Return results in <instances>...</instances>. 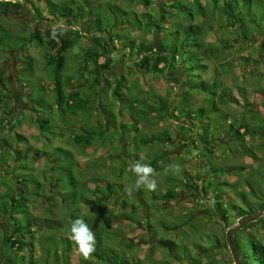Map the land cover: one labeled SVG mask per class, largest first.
Wrapping results in <instances>:
<instances>
[{
  "label": "rangeland",
  "instance_id": "obj_1",
  "mask_svg": "<svg viewBox=\"0 0 264 264\" xmlns=\"http://www.w3.org/2000/svg\"><path fill=\"white\" fill-rule=\"evenodd\" d=\"M47 1L34 0V6L37 8L35 9L26 0H0V24L10 31L0 29V88H2L0 92L6 91L8 94L6 104L1 105L0 108L5 110L4 117L19 119V125H15L14 131L8 130L5 124L0 127V152L6 158L5 162L9 168L21 174L36 173L43 183L45 181L43 175H48L42 173V170L47 169L46 159L31 162L30 168L26 169L27 161L23 157L19 158L18 150L24 155L28 151H33L34 155L43 154L44 151L48 157L54 156L57 165L68 171L70 170L68 168H73L76 163L75 170L68 177L65 176L58 180L59 192L64 199L71 197V200H75L74 202H86L83 201V196L87 197L90 203L79 204L75 214L83 220L87 218L84 221L96 231L95 236L104 240L105 244L112 241L111 245L116 249L118 256L123 255L131 264H195L196 262H207L208 257L215 260V264H234L224 234L226 228L234 225L238 217L228 206L235 205L238 208H244L249 203L257 208L264 202V130L261 131L262 134L252 133L253 139L248 140V136L245 137L255 154L252 158L244 156V151L236 147L237 142L233 137L226 135L231 130L226 120L227 115L222 111L213 112L210 108L206 110L210 114L205 118L208 128L206 132L207 135L209 134L207 138L210 140L206 146L198 141L202 137L198 138L195 143H190V140L183 138L182 132H187L185 137L195 138L196 132L200 131L196 113L192 114L195 123L182 118L183 104L177 106L180 110L178 119L170 116L169 120H158L157 113H150L151 110L148 108L154 106L155 109L159 102L148 100L154 95L155 100L177 103L180 83L179 81L173 82V75L178 76L179 71H172L175 74H164L167 76L165 77L148 72L149 66L144 58L141 57L139 60L134 57L129 58L126 53L130 52L125 49L122 51L123 40L113 35V32L119 31L120 28L117 26L118 23L112 24L114 18L110 4L115 3L129 12V23L121 27L123 30L127 28L128 36L134 38L136 42L143 39L156 40L162 34L161 36L165 38L162 39L163 42L171 44L173 38L166 34L169 30L180 29L184 26V22L180 19L181 13L185 11L184 5L191 8L194 21L199 23L203 18L208 19L213 27L207 31L204 39L222 46L224 44L222 39L225 36L224 52L222 51L220 59L216 58L215 61L208 55L201 57L198 62L197 55L196 59L186 63L196 67L194 74L201 70L200 63L207 64L200 76L208 82L215 76V72H221L219 80L226 87L231 88L228 89L229 92H224L225 95L230 96L231 91L241 103L239 105L236 99L223 96V101L227 102L224 110L230 116V120L237 119L238 122L244 121L249 124L250 131H253L255 122L251 120L248 111L244 112L243 103L247 102L255 109L263 110L261 102L264 100V52L261 49L263 36L260 31L253 34V46L246 40L233 43L235 27L232 23L227 25L223 0H176L183 5L178 10L176 9L179 18L170 13L164 15V9L168 11L172 9L168 5L170 0H148L147 5L142 0H85V3L83 0H49L51 3ZM74 1L77 2L74 3ZM230 2L232 5L236 3L235 0H230ZM243 3L245 1L239 0L238 10L242 11L240 5ZM203 4L205 8L199 7ZM256 4L254 0H250L251 6ZM65 5H71L73 10L81 9L79 6L82 5L84 15L77 20L61 16L58 8ZM262 9L261 5L253 17L258 25H262L264 20ZM161 11H163V17H166L162 23L157 20L162 19ZM147 17L168 27L156 34L153 28H144L143 23L147 21ZM53 24L65 25L68 31L62 37L70 35L73 40L71 47L64 54L65 67L61 72L62 79L64 76H71L74 86L78 88L84 86V91L88 90L86 93L89 92L88 95L94 97L90 99L86 108L76 115H60L54 108L52 114H49V104L54 106L51 92L53 82L49 74L50 67L45 58L53 50L45 45V30L51 29ZM202 25H207V23L202 22L199 25V31L204 29ZM33 30L38 31L43 42L27 41L28 33ZM119 32L124 35L122 31ZM109 37L113 38L116 49L112 48ZM218 45L212 44L208 47L204 43L203 49L218 50ZM91 47L101 50L105 47L113 49V64L110 69L102 70L99 84L93 89H88L87 85L85 87L78 82L81 80L83 82L80 78L81 73L85 76L87 83L93 79V75L90 74L91 64L84 66L86 51ZM195 53V46L180 48L177 53L178 64H181L182 57L186 58ZM29 55L32 58L30 64L27 57ZM103 61L104 57H100L99 63ZM26 68L28 70H25ZM120 76L125 78L122 86V92L128 98L125 108L124 106L121 108L120 103L113 99L110 90L111 83ZM211 84L212 82L206 86L209 87ZM5 86L8 90H5ZM204 98L205 96L201 93H193L192 111L198 108L197 105L204 104ZM143 100L149 102L148 105L145 102L143 104ZM210 101L212 102V99ZM211 102L210 106L213 105ZM106 111H108L107 115H105ZM139 111H144L143 118L138 116ZM32 114L33 120L30 117ZM175 114L177 115L178 111ZM39 117L46 118L43 131H39ZM71 122H74L78 128L81 125L85 126V129L82 132L72 129V124L68 128L65 127ZM182 122H192L191 126L195 124V129L192 127V133L179 126ZM87 131L92 133V144L86 147H76L71 135ZM13 132L22 135L23 138L11 139V145L4 148L1 141L10 139L9 136ZM161 133H163V143L157 141L144 145L143 139L158 137ZM167 135L170 136L169 139ZM212 146L213 149L209 151V155L202 156L203 152H207L205 147ZM59 149L70 150L76 162L68 157L65 158L66 154L60 153ZM33 152L30 153L29 160L34 157ZM57 156L62 159L60 160ZM153 158L159 165L158 169H155L157 173H160L156 178L157 190L154 192L143 188L136 190L134 187L136 176L131 172L132 164L137 160L142 163L149 162ZM3 162L0 159V181L5 179L11 184L10 186H13L10 177L16 173L13 171L10 175H5L1 166L5 164ZM171 162H177L183 166L184 170L181 174H163L164 168ZM19 165H23V168L17 169ZM83 169H85L84 173ZM223 182H227L228 185ZM106 184L113 188L111 189L112 194L106 190ZM203 185H205V193L201 190ZM207 185L209 186L206 187ZM49 187L51 190L56 185ZM95 189L99 192H95ZM1 190H4V186ZM166 190L174 192L175 198L164 199L162 196ZM217 193L221 194L220 200L215 199L216 196L219 197L215 195ZM217 202H221L220 204L223 202V208H219L216 205ZM42 205L39 204L33 208V214L43 215ZM208 206H210V211ZM223 211L227 213L226 220L219 217ZM68 214L69 212L65 210H56L52 217L62 220V229L47 231L40 228L39 234L51 237H56L58 233L64 235L66 222L71 224L72 219ZM94 223L97 227H93ZM259 224L258 229L250 227L241 231L240 236L244 244L247 243L248 236L264 243V213ZM8 228L6 219L0 218V229ZM37 238L34 241L36 245L34 259L39 260L41 256H44L45 247L49 243L45 242L41 247L37 244ZM215 238L219 242L218 245L209 251V255L203 254L200 249L201 245L212 247L214 245L212 239ZM160 239L174 243L166 241L163 247L158 243ZM128 242H132L131 247L125 245ZM71 244L69 261L81 264L84 259L76 252L75 245L72 242ZM39 247H41L40 251ZM245 247L244 245L241 250L247 249ZM2 248L0 244V264H5ZM57 251L59 254L62 252L60 246H57ZM170 251L172 252L169 253ZM37 262L41 264L40 261ZM116 262L119 261L116 260ZM53 263L52 255L44 262V264ZM88 264L102 263H93L89 259Z\"/></svg>",
  "mask_w": 264,
  "mask_h": 264
},
{
  "label": "trees",
  "instance_id": "obj_2",
  "mask_svg": "<svg viewBox=\"0 0 264 264\" xmlns=\"http://www.w3.org/2000/svg\"><path fill=\"white\" fill-rule=\"evenodd\" d=\"M26 1L28 3H31L32 6L35 9H37L36 6H34V0H26ZM83 1L84 3L86 2L85 0ZM242 1H245V3L240 5L242 7V11H241L237 9L239 6L238 5L239 0L237 1L235 0L236 3L233 5L230 2V0H223V11H224L225 19L228 21L227 25H230V23H232L235 27V30H234L235 37L233 39L234 40L233 43H240L241 41L246 40L251 46H253L254 45L253 34L257 31L258 32L260 31L261 35L263 36V41L261 43V49H262V52H264V20L262 21V25L260 24L258 25V22L254 21L253 19V17H255L256 10H258V8L261 5L263 6L262 11L264 12V0H254L259 6H257V4L255 6H251L250 0H241V2ZM47 2L51 3L49 0ZM75 2L77 1H74V3ZM142 2L145 5L148 4V0H142ZM168 5L172 9L169 11L168 9H164L165 11L164 15H166V13H170L179 18L180 16L178 12L176 11V9L178 10V8L183 7V5L177 2L176 0H170ZM204 6L205 5L203 4V5H200L199 7H204ZM79 8L81 9H78V10L75 9L76 10L75 12V10H73L71 5H65L64 7L58 8V11L61 16H64L67 18L71 17L72 19L77 20L78 18H80V16L84 15L82 11L83 10L82 5L81 7L79 6ZM110 8H111V12L114 18V21L112 22V24L115 25L118 23L117 26H119V28L122 30L116 27L115 29H119V31H122L124 33L123 35L121 34V32L115 30L113 32V35H115L120 40L121 39L123 40V46L121 48H122V51L125 49L130 52V53L127 52L128 54L126 53V55H128L129 58L132 59V57H134V59H138V60L141 59V57L144 58L146 63H148V66H149L148 72L150 73L160 74V75H164V74L169 75V74H175V72L179 71L178 76L173 75V80H174L173 82L176 83L177 81H179L180 83V86H179L180 92L179 94H177L178 98L176 100L177 103H168V102H164V100H155L154 95L153 97L150 96L151 99L149 98L148 101L151 100L150 102H154V101L159 102L158 107H155V109H154V106H152L151 108H148L151 110L150 113L156 112L157 113L156 118L158 120H162V119L169 120L170 116L178 119L177 116L179 115L180 110L177 109L178 108L177 106H179L180 104H183L184 106L182 107L183 109L182 118L184 120L192 121L193 123H195L192 118V114L196 113L195 116L198 117L196 121L200 123L198 127L200 128V131H201V132L200 131L196 132L195 138L192 136L185 137V134L187 132H182V134L184 135L183 138L190 140V143L191 142L195 143V141L198 138L202 137L198 141L202 142L203 146H206L208 144V141H210L207 138L209 134L207 135V132H206L208 131V128L206 126L207 120L205 119L210 114H209V111H206V110L210 108L212 109L213 112L222 111L223 114L227 115L226 120L231 130L229 132L230 134L226 133V135L233 137L234 141L237 142L236 147L244 151L245 153L244 156H250L254 158L255 154L252 148L250 147V145L247 143V139H245V137L248 136V140L253 139L254 137L252 136L253 134L257 135L258 132L261 133V131L264 130V100L261 102V105L263 107L262 111L255 109L253 106H250L249 104H247V102L243 103L242 105L244 112L248 111V114L252 118L251 120L255 122V125L253 126L254 127L253 131L252 130L250 131L251 126L249 124L245 123L244 121L238 122L237 119L230 120L229 119L230 116L224 110L225 106H227V102L223 101L222 99L223 96L225 98H234L237 101H238L237 99L238 97L234 96L231 91L229 94L230 96H227V94L225 95L224 92H229L228 89H231V88L226 87L225 84L221 80H219L221 78L220 77L221 72H215V76L210 81L212 82V84L208 87L206 85L210 82L202 79L200 76V73L204 71V69L207 67L206 66L207 64L200 63L201 70L197 72L196 74H194L195 73L194 68L196 67L191 66V65L189 66V64L186 63L187 61L190 62L189 60L196 59L195 57L197 55H198V58L196 60L198 62H200L201 57L208 56V55H210L211 58L214 59V61L216 58L220 59L219 56H221V52L222 51L224 52V49L226 47L225 46L226 40L224 38L225 36L222 39L224 43L222 44V46H219L215 42H207L204 39V36L207 33V31L212 29L213 26L209 23L208 19L206 18H203V20H201V22L199 23L198 21L197 22L194 21V15L191 12V8H188L186 5H184L185 11L181 13L182 16L180 17V19L184 22V26L180 27V29L169 30V33L167 34L165 33L166 35L168 36L170 35L173 38L171 44L165 41L163 42L165 38L161 36L162 34L158 36L156 40L155 39H151V40L143 39V40H140L139 42H136L134 38L128 36L129 31L126 30L127 28L123 30V27H121L122 25L129 23V16H128L129 12L124 10L123 8H121L115 3L110 4ZM202 12H204V9H202ZM37 15H39L38 12H37ZM204 15L206 14L204 13ZM160 17H162V19H157V20L160 21V23H162L163 19H166L165 16H164L165 18L163 17V11H161ZM262 17L264 19V16ZM157 20H152L151 18L147 17L148 22L145 21L143 23L144 28H150V29L153 28L155 33L159 34V32H162L161 29H166L168 27V26L160 25V23H158ZM204 21L207 23V25H202L201 27L204 29L203 30L200 29L199 31L198 30L200 28L199 25ZM170 22L173 23V21H170ZM98 23L100 24V20ZM0 29L5 30V31L7 30L8 32H10L9 29L3 27L2 24H0ZM36 30L30 31L28 33L29 39L27 41L31 42V41L37 40L39 42H43V40L39 36L38 31ZM45 36H46V40H45L46 47L53 50V52L49 53L47 57L45 56L46 63L50 67L49 74H51V80L53 82L52 83L53 87H52L51 92L53 93L54 106L49 104V110H50L49 114H52L51 112L53 111L52 109L54 108V110H56V112H58L60 115H70V116L71 114L76 115L79 111H82L83 108H86V106L90 102V99L94 97H92L91 95H88L89 92L88 94L86 93L88 90L84 91V86L81 88L74 86L71 82L72 81L71 76H64L63 78L64 80L61 77V72L64 70V67H65V55L64 54L68 50V48L71 47L73 40L71 39L70 35H66L64 37L61 36L59 38V42L52 40L50 38L51 29L45 30ZM109 40L111 44L113 45L112 48L116 49L115 44H113L114 43L113 38L109 37ZM204 43H206L208 47L211 46L212 44H216L218 45L217 47L218 50L212 51V49H209L208 51V48L203 49ZM226 45L229 46V44H226ZM187 46H195L196 53L192 55H188L186 58L182 57L181 64L179 65L177 62L178 61L177 53L180 48L184 49V47H187ZM93 48L94 49H92V47L87 49L86 54H85L86 61H84V66H88L89 64H91L90 74L91 76L93 75V79H91L90 82L87 83L85 76L83 75V73H81L80 78L83 79V82L82 80L81 82L80 81L78 82V83H82L81 85H85V87L87 85L88 89H93L95 85H98L100 82V78H101L100 74L102 73V70L110 69L113 64V58H112L113 49L109 47H105L103 48V50L96 48V47H93ZM27 57H28V63L30 64L32 61V58L30 57V55ZM100 57H104V61L102 63H99ZM218 63H220V61H218ZM25 70H28V68H26ZM172 71H175V72H172ZM0 79H1V76H0ZM124 83H125V78L123 76H120L118 78H115L113 83H111L110 85L111 95L113 99H115L116 101L120 103L121 108L122 106H124L125 108V106L128 103V100H127L128 98L125 97L124 96L125 94L122 92V86L124 85ZM1 89L2 88H0V90ZM5 90H8L6 86H5ZM193 93H201L205 96V98H204V104L197 105L198 108L192 111L191 108H193L194 105L191 101V97ZM7 95L8 94L6 93V91L4 93L0 92V106L6 104ZM210 99H212V102L210 101ZM217 100L219 101L216 102ZM101 102H102V99L100 98V103ZM144 102L145 104L149 103L143 100V104ZM210 102L211 104L213 103V105L210 106ZM133 104H136V103H133ZM237 104L240 105L241 103H239L238 101ZM177 111H178V114L176 115L175 113H177ZM107 112L108 111L105 112V115H107ZM186 112H188V114H186ZM143 113L144 111L142 112L139 111L138 116L143 118L142 116ZM147 113L148 112H146V114ZM254 113H256L257 115ZM4 114H5L4 108H0V127L3 126V124H5L7 125L8 130L14 131V128L17 125H19L18 124L19 119L18 118L13 119L11 117H4ZM109 114H111L110 111H109ZM262 114L263 116H261ZM30 117L33 120V117H34L33 114ZM45 119L46 118L39 117V120H38L39 131L41 130L43 131L45 121H46ZM109 119L110 118H108V120ZM53 122L57 123V121H53ZM190 123L182 122L179 126H181L183 130L184 129L188 130V132L190 133L193 128L195 129V124L191 126ZM70 124H72V127H73L72 129L78 130L80 132H82L85 129V126H82V125L81 127L78 128L77 126H75L74 122L69 123V125H66L65 127L68 128ZM134 125L136 126L137 123L135 122ZM186 125H188L187 126L188 128H186ZM58 126H60L59 123H58ZM162 134L163 133L159 134L158 137L152 136V137L143 139L144 145L153 144L157 141H161L163 143L164 138L162 137ZM164 134H165V131H164ZM71 136H72L73 143L76 147L78 146L86 147L92 144V133L90 131H87L85 133L71 135ZM9 137L11 138L1 141L4 144V148H6L5 146L7 145L8 146L11 145L10 143L11 139L23 138L22 135L16 132H13L12 134H10ZM167 137L168 139L170 138V136L168 135ZM201 139H203V141ZM205 148L204 149L207 152L206 153L203 152L202 156H208L209 151L211 152V149H213V146L205 147ZM58 151L60 153H65L66 154L65 158L68 157L69 159L76 162L70 150L68 151V149H62V150L59 149ZM31 152L33 151H28V153L24 155V153L21 152L20 150L17 151V153L19 154L18 155L19 158L23 157L27 161L26 163L27 166H25L26 169L30 168L29 166L31 162L33 163L37 160L46 159L47 169L42 170V173L48 174V175L46 176L43 175L44 180H45L43 183L41 182L40 177L36 175V173L30 172V173L21 174V173H18L16 170L14 171V169H10L8 164L5 162L6 158L3 156V153L0 152V159H2V161L5 162V164L1 165L4 170L3 173L5 175H10L11 172L13 171L14 173H16V174H13L12 177H10L12 179L13 186H10L11 184L6 182L5 179H2L0 181V216H1L0 218L6 219L7 225L9 226L8 229H0V234L2 233V235H0V244L3 247L2 254H3L5 264H37L38 263L37 261H40L41 264H44L45 260L50 255L53 256V259H54L53 264H74L71 261H69L70 260L69 254L72 250L71 249L72 244L69 239L70 225H71L70 223L66 222L67 227H66V231L64 235H60V233H58L56 237L45 236V235L42 236L39 234V231H40V228L43 230H47V231L50 229L52 230L54 229L55 231H60L62 229L63 227V224L61 222L62 220L55 219L52 217V215L56 212V210H60V211L65 210L66 212H69L68 216L72 217L71 219V222H72L74 219L79 218V216L75 214V212L78 211L79 204L85 205L84 203L86 204L90 203V200L85 196H83V201H86V202H83V203L74 202L75 200H71V197L68 198L70 200H68L67 198L64 199L62 197V194L58 190V187H57L58 180H60V178H63L65 176L68 177L75 170L74 167L76 166V163L73 168H68L70 169L68 171L64 169V167L57 165V162L55 161L54 156L48 157V155H46L44 151H43V154H40V155H34L35 153L33 152L32 156L34 155V157L31 158V160H29L28 157ZM57 157H59L60 160L62 159L60 156H57ZM149 163L154 169H158L159 165L155 158L150 160ZM22 166L23 165H19L17 169L23 168ZM48 168H49V171H48ZM32 170H34V168H32ZM84 170L85 169L82 170L83 173H84ZM50 184L56 185L54 189H51L53 192L49 189L50 188L49 186H51ZM223 184L228 185L227 182H223ZM3 186H4V190H1ZM204 186L205 185H203V187L201 188V190H203V193H205L206 191ZM208 186L209 185H207L206 187ZM111 189L113 190V188H111L109 184H106V190L110 194H112ZM94 191L97 193L99 192L97 189H95ZM215 195H219V197L216 196L215 199L220 200L221 194L217 193ZM162 197H164V199L165 198L174 199L175 194L174 192L170 190H166ZM48 199H51V200L48 201ZM220 203L221 202H217L216 205H218L219 208L220 207L223 208L224 206L223 202L222 204ZM39 204H43L42 210H44V214L41 216L35 215L32 212V209L37 207ZM263 204L264 202L261 203L257 208H255L252 204H249V203L244 208L241 206H240L241 208H238L235 205L228 206V207L232 208V211L235 212L236 217L239 218L240 216H243L245 214L257 211L259 207ZM96 205L98 204L96 203ZM208 208L210 211V206H208ZM220 214L221 215L219 217L223 220H226L227 213L223 211ZM262 217L263 215L259 217L257 220L248 223L246 226H244L243 228H241L239 231H237L234 234V238L238 244L241 259L243 260L244 264H264V243L262 241H256L252 237L248 236L247 243L244 244L240 236L241 231H244L247 228L253 227L255 229H258L260 226L259 221ZM92 225L93 227H97L96 223ZM92 231L96 232L94 230ZM38 234L39 236L37 238ZM35 238H37V244H40L39 246L41 247H43L42 246L43 243L45 242L49 243L48 246L45 247L44 256H41L39 260L34 259V253L36 251V245L34 242ZM166 241L168 242L169 240L160 239L158 240V243L164 247ZM212 241H214V245L212 247H205L201 245L202 248L200 249H201V252H203V254L209 255L210 254L209 251L215 246H217L219 243L216 238L212 239ZM111 243L112 241L109 244L108 243L105 244L104 240L96 236V246H95L96 250L90 258L91 262L93 263L101 262L102 264H131V262L126 260L123 257V255L118 256L116 249L113 247V245H111ZM168 243L173 244L174 242H168ZM125 245L131 247L132 242H128ZM244 245L246 246L245 248L247 249H244L242 251L241 249L243 248ZM57 246H60V248L62 249V252L60 254L57 251ZM41 247H39V251L41 250ZM171 252L172 251H170L169 253ZM117 257L119 259H117ZM207 259L209 260L205 263L196 262L195 264H215L214 263L215 260H211L210 257H208ZM116 260H118L119 262H116ZM81 264H88V260L87 261L82 260Z\"/></svg>",
  "mask_w": 264,
  "mask_h": 264
},
{
  "label": "clouds",
  "instance_id": "obj_3",
  "mask_svg": "<svg viewBox=\"0 0 264 264\" xmlns=\"http://www.w3.org/2000/svg\"><path fill=\"white\" fill-rule=\"evenodd\" d=\"M68 31L63 24H53L51 26L52 40L59 42V38ZM184 170L183 166L177 162H171L164 168V175H179ZM131 172L135 174V189L156 191L158 188L157 176L160 173L151 166L149 162L135 161L131 166ZM69 239L75 245L76 252L85 260H89L96 250V236L89 225L82 219L76 218L71 222Z\"/></svg>",
  "mask_w": 264,
  "mask_h": 264
},
{
  "label": "water",
  "instance_id": "obj_4",
  "mask_svg": "<svg viewBox=\"0 0 264 264\" xmlns=\"http://www.w3.org/2000/svg\"><path fill=\"white\" fill-rule=\"evenodd\" d=\"M264 213V204L259 207V209L255 212L245 214L240 216L236 223L225 230V242L230 251L232 260L234 264H244L241 259L240 250L238 244L234 238V234L239 231L241 228L246 226L248 223L257 220Z\"/></svg>",
  "mask_w": 264,
  "mask_h": 264
}]
</instances>
